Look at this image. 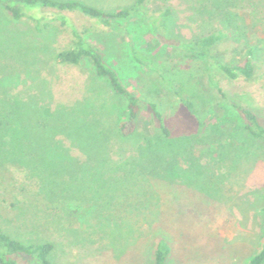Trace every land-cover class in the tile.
I'll use <instances>...</instances> for the list:
<instances>
[{"label": "trees", "instance_id": "obj_1", "mask_svg": "<svg viewBox=\"0 0 264 264\" xmlns=\"http://www.w3.org/2000/svg\"><path fill=\"white\" fill-rule=\"evenodd\" d=\"M147 1L135 0L129 8L104 11L80 0H0L13 22L31 25V30L21 33L16 41L5 39L0 46L1 83L8 84L9 79L21 73L28 76L32 66L39 62L38 55L44 45L35 39L36 35L45 38L51 27L66 28L70 32L71 47L53 50L47 56L61 65L78 66L87 61L94 75L106 80L112 92L124 99L126 109V120L118 123L114 116L88 108L84 103L51 108L50 94L44 90L31 94L12 93L4 89L6 86L0 89V215L8 214L10 209L16 210L23 228L14 231L0 228V264H56L53 255L57 246L40 231L47 234L65 230L72 234L68 220H72L84 205L89 208L86 212L89 220L84 227L89 234L109 236L111 244L116 240L115 231L128 229V234H134L138 230L136 225L117 224L113 211L125 207L131 213L136 212L138 217L145 196L141 190L153 187L154 181L200 187L205 194L210 190L222 193V181L202 166L195 154L197 145L209 147L219 142L217 133L222 126L209 122L210 112L203 103L198 105L194 97L183 96L190 92L186 85L189 78H182L174 95L196 120L197 131L172 136L154 102L147 103L157 124L154 131H139L136 122L143 108L139 97L123 85L117 72L105 62L99 47L83 39L71 19L63 14L76 13L109 27L142 12L155 28H159L157 19L143 8ZM192 2L203 22L216 20L220 26L203 31L191 44V50L202 59L201 74L220 96L222 111L234 114L251 139L264 142V122L251 108L229 102L215 79V73L229 80H251L255 76L252 47L234 48L238 59L232 63L222 55L226 43H238L233 41V31L226 29L231 24L233 2ZM168 14L165 10L161 17ZM132 56L139 65L156 70L161 80L173 88V81L166 75L168 71L160 59L135 48H132ZM12 170L24 172L28 185L16 188ZM119 192L121 196H117ZM17 196L21 198V207ZM255 196L263 201L260 209L263 241L248 264H264V188L256 191ZM20 231L31 235L32 239L16 237ZM169 254V243L163 238L156 239L153 264H165Z\"/></svg>", "mask_w": 264, "mask_h": 264}, {"label": "rangeland", "instance_id": "obj_2", "mask_svg": "<svg viewBox=\"0 0 264 264\" xmlns=\"http://www.w3.org/2000/svg\"><path fill=\"white\" fill-rule=\"evenodd\" d=\"M80 1L104 11L129 8L135 2ZM231 1L233 15L226 29L233 31V41L238 43H226L222 55L232 63L238 59L234 48L252 47L255 76L251 80H229L215 73V79L229 102L251 108L264 122V0ZM143 8L157 19L159 28H155L142 12L109 27L76 13L63 14L71 19L83 39L99 47L105 62L117 72L123 85L139 97L143 105L136 122L139 131L151 133L157 125L148 102L158 105L163 123L172 136L197 131L196 120L174 95V89H179L183 77L189 78L186 85L190 92L183 93V96L194 97L192 99L198 105L203 103L210 112L209 122L222 126L217 133L219 142L209 147L197 145L195 154L199 163L222 181L223 191L217 194L210 190L205 194L200 187L154 181L153 187L141 190L145 196L138 217L128 208L114 209L117 224L133 223L138 228L134 234H128V229L115 231L114 244L109 236L89 234V230H84L89 220L86 213L89 208L85 205L72 220H68L72 234L65 230L47 234L41 230L40 233L56 244L53 255L56 264H153L158 238H163L170 246L165 264H248L263 241L260 211L263 201L255 196V192L264 188V142L251 139L234 114L222 111L220 96L201 74L202 59L191 50L192 42L200 33L220 27L219 23L216 20L203 22L192 0H148ZM165 10L169 12L168 16L161 17ZM30 30L28 22H13L0 3V46L5 39L16 41L21 33ZM35 39L44 45L38 55L39 62L32 66L28 76L21 73L9 79L8 84L0 82V89L6 86L4 89L12 93L31 94L44 90L50 94L51 108L79 102L114 116L118 123L126 120L124 99L112 92L106 80L94 75L87 61L78 66L61 65L47 56L53 50L71 47L68 29L54 26L48 29L45 38L36 35ZM132 48L160 59L168 71L166 75L173 81V88L161 80L156 70L139 65L133 59ZM71 153L76 155L74 151ZM12 172L16 188L28 185L24 172ZM117 196H121V192ZM16 200L21 207L20 196ZM17 215L18 212L12 209L8 214L0 215V228L23 229ZM15 236L21 239L32 237L24 231Z\"/></svg>", "mask_w": 264, "mask_h": 264}]
</instances>
